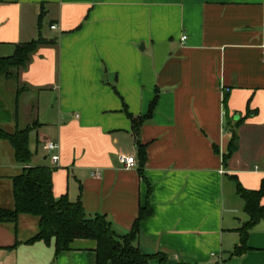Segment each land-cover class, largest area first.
<instances>
[{"label":"crops","instance_id":"crops-1","mask_svg":"<svg viewBox=\"0 0 264 264\" xmlns=\"http://www.w3.org/2000/svg\"><path fill=\"white\" fill-rule=\"evenodd\" d=\"M38 38L51 43L19 70L15 123L2 127L24 129L25 105L33 157L17 162L0 138V208L14 207V177L48 166L55 198L81 199L88 216L106 215L120 235L149 204L139 248L166 255L165 264H264V219L250 249L232 255L249 219L236 180L257 190L264 179V0H0V58ZM33 90L38 98L21 102ZM240 119L225 160L230 123ZM48 141L60 145L57 163ZM120 154L137 166L125 167ZM38 230L30 214L0 224V264H96L95 240L56 254L54 240L24 243Z\"/></svg>","mask_w":264,"mask_h":264},{"label":"trees","instance_id":"trees-1","mask_svg":"<svg viewBox=\"0 0 264 264\" xmlns=\"http://www.w3.org/2000/svg\"><path fill=\"white\" fill-rule=\"evenodd\" d=\"M50 40L38 38L30 42L17 45L15 53L8 57L0 58V76L17 78L18 72L31 60L32 54L39 46L50 44ZM21 90H18V93ZM227 102V95L224 97ZM156 99L150 105L149 113L135 121L138 127L146 118H149L155 107ZM0 138L8 140L15 150L16 161L29 165L33 152L30 149V132L35 126L8 132L1 127ZM243 120L230 123L232 138L227 160L237 149L238 127ZM139 168L143 174V168L147 159L145 145L139 144L138 149ZM52 171L48 166L26 167L24 173L13 179L14 207L0 208V224H13L17 226L20 215L30 214L39 218L38 232L24 243L31 244L36 241H44L51 244L54 240L56 254L68 251L76 239H92L97 243L95 249L96 264H148L152 259L159 258L161 264H165L167 256L164 254H144L138 244L141 223L152 215L149 204L140 208L131 230L124 234H118L112 227V223L106 215L96 214L88 216L81 199L72 202L67 196L55 198L52 191ZM236 179V178H235ZM237 192L244 199L245 211L249 215L248 221L239 229L241 239L235 247L232 255L240 256L246 253L250 231L259 221L264 219V205L261 199L264 195V179L261 187L257 190L244 188L237 180ZM19 242H17V245Z\"/></svg>","mask_w":264,"mask_h":264},{"label":"rangeland","instance_id":"rangeland-1","mask_svg":"<svg viewBox=\"0 0 264 264\" xmlns=\"http://www.w3.org/2000/svg\"><path fill=\"white\" fill-rule=\"evenodd\" d=\"M20 86L21 84L15 78L9 80L5 75L0 76V105L4 106V111L2 113L4 122L1 123V127H3L4 123L5 124L9 123L11 125L15 123L14 120L11 119L13 118L12 116H14V106H15V100L17 98L16 93L18 92ZM37 98H38V91L33 90V92L24 94L22 96L21 102L34 101ZM24 106L25 105H21L19 111V116L21 118L20 127L22 128H25L26 123L30 122L29 115ZM29 126H35V123ZM33 140L34 138H31L32 144H33Z\"/></svg>","mask_w":264,"mask_h":264},{"label":"built area","instance_id":"built-area-1","mask_svg":"<svg viewBox=\"0 0 264 264\" xmlns=\"http://www.w3.org/2000/svg\"><path fill=\"white\" fill-rule=\"evenodd\" d=\"M52 28H56V26L53 25ZM182 39L185 40L186 36H183ZM59 148H60L59 143L54 142V141H48V142H46L44 144V149L47 150L48 152H50L51 160L54 163H57L59 158H60V156H59V154L57 152L59 150ZM119 160L127 168H133V167L137 166V164H138L135 156H133V155L128 156V155H125V154H120L119 155ZM95 175H98V173L95 174Z\"/></svg>","mask_w":264,"mask_h":264}]
</instances>
